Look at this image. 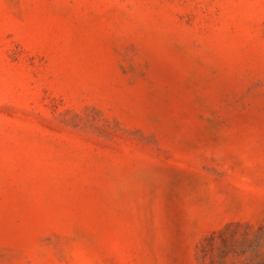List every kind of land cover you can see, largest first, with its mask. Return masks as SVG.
<instances>
[{"label": "rangeland", "instance_id": "1", "mask_svg": "<svg viewBox=\"0 0 264 264\" xmlns=\"http://www.w3.org/2000/svg\"><path fill=\"white\" fill-rule=\"evenodd\" d=\"M0 264H264V0H0Z\"/></svg>", "mask_w": 264, "mask_h": 264}]
</instances>
